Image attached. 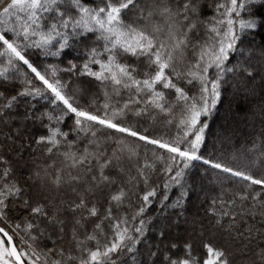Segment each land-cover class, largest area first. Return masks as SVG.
<instances>
[{
	"label": "trees",
	"instance_id": "1",
	"mask_svg": "<svg viewBox=\"0 0 264 264\" xmlns=\"http://www.w3.org/2000/svg\"><path fill=\"white\" fill-rule=\"evenodd\" d=\"M0 227L25 264H264V0H0Z\"/></svg>",
	"mask_w": 264,
	"mask_h": 264
},
{
	"label": "rangeland",
	"instance_id": "2",
	"mask_svg": "<svg viewBox=\"0 0 264 264\" xmlns=\"http://www.w3.org/2000/svg\"><path fill=\"white\" fill-rule=\"evenodd\" d=\"M254 40V42H256V43H258V40H256V39H253ZM243 52V51H242ZM243 60H245V62L246 61H248V62H250V61H252L253 59L251 58V54H249L248 52H243ZM240 61H242V60H238L237 62L238 63H240ZM256 68H254L253 67V71L255 70ZM238 73H235L234 74V76H233V78H236V77H238ZM232 86H233V84H232ZM225 115V116H224ZM224 115L222 114V118L224 119H226V117H227V113H224ZM209 185V184H208ZM194 191H196V190H194ZM197 191H200V190H198L197 189ZM170 206V205H169ZM178 217H177V219H178V221H180L181 219H182V217L178 214L177 215ZM160 219H166V215L163 213L162 214V216H160ZM177 221V222H178ZM177 222H176V220L174 221V224H177ZM166 227V226H165ZM164 227V228H165ZM53 239L51 238V241H52ZM162 241V240H161ZM160 241V242H161ZM146 245H148V243H146ZM158 251H159V248H157V250H156V252L155 253H158ZM153 254H154V252H149V254H147L146 256H147V260H146V263L147 264H153L154 263V260H153ZM156 255H158V254H156ZM163 257L164 258H166L167 259V256H166V254H163ZM128 264H133V262H132V260L131 259H129L128 261ZM0 264H14L13 263V261L11 260V258H10V256H9V253H8V250H7V244H6V242L4 241V239L1 237V235H0ZM134 264H139V263H134ZM202 264H212V262L211 261H205L204 263H202Z\"/></svg>",
	"mask_w": 264,
	"mask_h": 264
},
{
	"label": "water",
	"instance_id": "3",
	"mask_svg": "<svg viewBox=\"0 0 264 264\" xmlns=\"http://www.w3.org/2000/svg\"><path fill=\"white\" fill-rule=\"evenodd\" d=\"M0 235L5 239L7 243V250L8 253L12 259V261L15 264H25L24 261L22 260L19 251L17 250L14 241L10 234H8L3 228L0 227Z\"/></svg>",
	"mask_w": 264,
	"mask_h": 264
}]
</instances>
